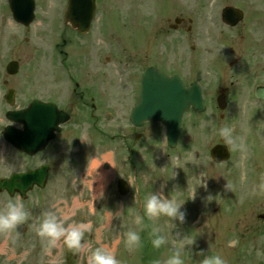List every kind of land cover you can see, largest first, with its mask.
Instances as JSON below:
<instances>
[{
	"label": "rangeland",
	"instance_id": "obj_1",
	"mask_svg": "<svg viewBox=\"0 0 264 264\" xmlns=\"http://www.w3.org/2000/svg\"><path fill=\"white\" fill-rule=\"evenodd\" d=\"M139 1L137 22L134 17L120 19L121 16L107 12L105 31L96 17L90 37L73 40L72 67L75 78L81 83L79 90L88 88L96 93L98 87L103 89L101 119L92 123L87 109L76 103L77 96L74 97L73 118L66 128L72 129L73 135L71 138L66 134L65 138L58 137L45 153L38 155L41 160L46 156H58L59 162L57 167H52L46 187L33 190L22 201L31 212L27 222L11 233L0 232V264H65L67 247L63 242L49 246L33 227L46 210L56 211L67 222L90 225L84 234L85 251L79 264H87V250L99 245L112 249L121 264H151L153 259L170 254L171 245L178 243L177 232H189L196 238V243L184 252L186 264H197L201 249L208 251L207 254L221 255L228 264H264V220L259 218L264 215V101L252 95L256 86L264 85V49L257 44L259 34L264 33V0H181V16L197 20L192 31L181 30V76L187 84L193 81L201 84L206 107L203 113L189 111L184 115L181 135L172 149L166 146L164 129L159 124L145 123L138 129L141 138L135 140L132 137L137 129L130 127L127 119L138 93L139 72L146 65L141 61L144 53L140 51L138 62L130 59L131 62L124 64L129 61L135 45L133 36H141L143 43L146 38L143 27L146 0ZM227 5L245 13L243 21L235 28H225L220 22V10ZM8 29L12 34V26ZM102 36H105V58L99 63L94 58L93 62L82 64L83 58L92 61V52L89 55L85 51L78 57V50L90 44H98L95 47L99 48L103 45ZM91 38L96 43L91 42ZM16 40L22 58L18 75L10 79L21 84L27 74H57L60 69L55 64L35 62L40 55L34 50V37L31 36L29 43ZM13 50L10 58L17 52ZM142 50L145 52L146 46ZM1 66L0 72L4 73ZM93 74L97 76L94 77L96 82ZM62 81L58 75L59 91H63ZM224 87L229 89L228 105L225 111H220L215 104L216 91ZM28 94L20 90L18 101L23 103ZM4 109L7 108L3 104L0 106V128L5 123ZM220 115L224 118L220 119ZM204 121L209 123L205 125ZM223 126L233 129L235 145L243 143L246 146L243 169L240 166L242 150L220 134ZM119 130L127 135L126 142L118 136L112 138L120 133ZM222 138L231 157L225 163L215 164L209 150ZM128 146L134 149L138 194L132 179L134 165L125 162ZM2 156L9 157V161L0 162V177L23 170L30 162L18 155L0 135V158ZM102 156H114L115 175L111 171L107 180L112 183L114 178L124 179L129 186L126 196H119L112 185L106 189L103 199L98 198V184L94 181L96 163H103ZM250 156H258L257 161L250 163ZM200 171L209 176L206 188L199 187ZM242 171L245 179H241ZM162 183L166 185L165 193L179 201L190 198L198 188L195 201L189 199L184 205L188 211L186 223L174 229L170 218L146 217L143 227L136 225L135 215L143 213L148 194L158 191ZM16 198L0 194V207ZM113 211H120V214L114 217ZM154 225L162 228L170 244L159 249L152 246L145 263L146 255L141 246L129 248L125 233L129 228L140 231L142 243L151 237ZM231 239H238L234 247L228 245Z\"/></svg>",
	"mask_w": 264,
	"mask_h": 264
},
{
	"label": "flooded vegetation",
	"instance_id": "obj_2",
	"mask_svg": "<svg viewBox=\"0 0 264 264\" xmlns=\"http://www.w3.org/2000/svg\"><path fill=\"white\" fill-rule=\"evenodd\" d=\"M33 1V13L34 19L29 25H22L13 21L11 18L9 10V0H0V65L1 70L4 69V73L0 72V89L2 90L0 94L1 102L0 106L6 105V108L11 110H20L25 108L28 103L32 100H38L44 103H54L58 109L65 111L69 114L70 119L72 118L73 105H74V95L78 97V104L84 108H89L92 117L94 113L97 114L99 121L100 112L99 109L103 107V89H99L97 92L89 91L88 88H84L81 92H77V88L81 86V83L73 82L72 73H61L54 72L47 75L46 73H31L25 75L24 82L17 83L10 79L15 75H9L5 72V65L12 60H16L20 64L22 56L18 53L20 46L16 39L23 40L29 43L31 36L35 40V52H39V57L35 59L38 64L49 63L53 66H61L62 68H67L72 71L73 61V44L75 38L80 37H90L91 30L86 34H80L69 25L64 24L63 16L66 10V5L68 0H32ZM141 4L139 0H97V9L95 18L98 17L100 24L105 31V16L107 12H112L116 15L121 16L120 19L126 18L131 20L132 17L135 18L137 22L138 16V5ZM30 4L27 2L26 7ZM45 7V8H44ZM145 24L144 28L146 33L145 42L141 36L135 35L134 43L132 47V52H130V58L128 62H124L127 65L130 61L138 62L137 59L138 52L144 53L141 58L142 62H146V65L142 68L153 67L168 75L176 74L181 78V30L186 29L187 31L193 30L194 25L197 24L195 17L191 19H185L181 16V0H146V11H145ZM116 20V18H115ZM187 23V24H186ZM35 24V26H34ZM12 26L14 31L12 34L8 29ZM136 26V24H135ZM133 28V26H131ZM24 35V36H20ZM31 35V36H30ZM172 36V37H171ZM17 37V38H16ZM171 37V38H170ZM16 38V39H15ZM14 40V42H13ZM13 42L12 46L10 42ZM91 42H95L94 38L90 39ZM96 43V42H95ZM102 46L99 48L95 45H87L85 48L81 47L78 57H82L85 51L90 55L92 52V61L81 59L82 64L93 62L96 58V63H99L100 59L105 58V36H102ZM13 46L15 49L13 50ZM146 46L145 52L142 48ZM261 49H264V33L259 34V44ZM260 49V51H261ZM16 51L13 53L15 57H9L11 51ZM77 51V52H78ZM86 53V56H87ZM126 57V56H125ZM123 56V58L125 59ZM171 67V69H170ZM90 73V72H89ZM96 74V72H94ZM93 74V80L96 82V75ZM58 75L63 79L61 85L62 90L59 89L58 85ZM78 87L75 88V85ZM97 87V85H96ZM12 90L14 92L12 99V107H9L5 101V92ZM29 92L23 103L18 101L19 91ZM18 95V96H17ZM85 97H87L85 99ZM6 111L8 109H5ZM4 111V110H3ZM2 112V109H1ZM5 112V111H4ZM96 116V117H97ZM68 123L61 126V131L55 135V140L58 137L70 138L73 135V130H67ZM7 125V124H6ZM5 125L2 126V129ZM119 126H117L118 128ZM1 133V132H0ZM136 133L133 137L135 139L141 136ZM52 143V142H51ZM44 152V151H43ZM42 152V153H43ZM42 153H37L34 156H25L22 154L24 160H28L29 165L23 170H17V172H23L27 170H34L42 165L48 166V178L51 174L52 167H57L59 160L58 156H46L45 160H41ZM9 157L2 156L0 162H8ZM38 190L37 188H34Z\"/></svg>",
	"mask_w": 264,
	"mask_h": 264
},
{
	"label": "water",
	"instance_id": "obj_3",
	"mask_svg": "<svg viewBox=\"0 0 264 264\" xmlns=\"http://www.w3.org/2000/svg\"><path fill=\"white\" fill-rule=\"evenodd\" d=\"M94 9L95 7L90 11L86 10L87 12L83 14L75 8L73 10L70 8L66 20L73 28L85 32L92 19ZM15 18L18 19L17 16ZM241 18L242 12L231 7L225 8L222 12L223 21L231 26H234ZM7 70L9 73H15L17 71L16 64L10 63ZM255 97L264 98V89L256 90ZM217 104L220 109L225 108L224 94L217 98ZM35 106L37 104L33 108L8 113V119L22 124L23 130H12L9 127L4 132L6 139L15 148L29 155L41 150L50 135V124L47 117L49 112L46 109H35ZM189 107L197 112L204 110L201 90L196 83L185 87L176 76L168 77L158 71L148 69L143 73L137 103L131 110L129 118L131 123L136 126H140L143 121L147 120L159 121L166 127L167 145L174 147L180 130L182 115ZM51 110L53 114H56L57 124L67 120L66 115H60L53 108ZM210 155L215 162L225 161L228 158V152L224 146L213 147L210 150ZM46 169V167H40L37 170L12 174L8 179H0V192L7 191L9 195L18 192L22 198H25L26 192L31 190L33 185L40 188L45 185ZM118 190L121 195L126 193L125 185L122 182L118 183ZM66 259L68 264L77 263V257L73 255L71 250L67 252Z\"/></svg>",
	"mask_w": 264,
	"mask_h": 264
},
{
	"label": "clouds",
	"instance_id": "obj_4",
	"mask_svg": "<svg viewBox=\"0 0 264 264\" xmlns=\"http://www.w3.org/2000/svg\"><path fill=\"white\" fill-rule=\"evenodd\" d=\"M207 125L209 121L202 122ZM220 134L226 139L235 141L233 138V129L229 126H223L219 129ZM242 150L240 166L243 169L244 160L247 155L246 146L241 143L235 145ZM177 175V173H176ZM175 175V176H176ZM199 187H207V179L209 177L205 172L200 171ZM246 176L242 171L241 179ZM98 184L97 196L103 199L107 189V178L103 173L96 170L95 181ZM166 185L162 183L158 191L153 190L148 194L144 202L143 213H137L134 217V223L141 227L144 226L145 218L159 219L161 217L170 218L175 228L183 225L187 221L188 211L184 207L186 201L191 199L195 201L197 196V189L192 193L191 197L179 201L174 196L166 194L164 189ZM227 187V185H226ZM120 211H113V215L118 216ZM31 216V212L26 208L25 204L17 197L14 200H8L2 207H0V232L11 233L15 231L19 225L25 222ZM37 234L47 241L49 246H55L58 242L63 244L73 252V255L79 259L80 255L85 251L84 234L90 225L83 222H67L54 210H46L41 217L33 225ZM18 234V233H17ZM151 244L154 248H161L170 244L168 236L163 232L159 226H153L151 229ZM178 243L172 244L170 247V254L164 258H156L151 261V264H186L184 252L191 248L196 243V238L191 237L189 232H177ZM126 244L129 248L141 246L140 231L129 228L125 233ZM238 243V239H231L228 241L230 247H234ZM86 257L87 264H121L116 253L107 246L99 245L94 248H89ZM203 249L199 250L198 255L201 257L197 260V264H228L227 260L219 254H207Z\"/></svg>",
	"mask_w": 264,
	"mask_h": 264
},
{
	"label": "bare ground",
	"instance_id": "obj_5",
	"mask_svg": "<svg viewBox=\"0 0 264 264\" xmlns=\"http://www.w3.org/2000/svg\"><path fill=\"white\" fill-rule=\"evenodd\" d=\"M95 165V164H94ZM94 167V166H93ZM104 174V173H103Z\"/></svg>",
	"mask_w": 264,
	"mask_h": 264
}]
</instances>
